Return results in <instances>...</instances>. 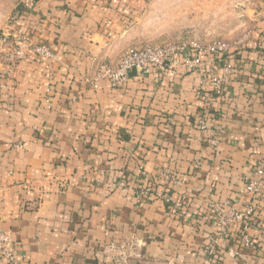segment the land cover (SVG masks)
I'll use <instances>...</instances> for the list:
<instances>
[{"label": "crops", "instance_id": "1", "mask_svg": "<svg viewBox=\"0 0 264 264\" xmlns=\"http://www.w3.org/2000/svg\"><path fill=\"white\" fill-rule=\"evenodd\" d=\"M18 2L13 21L51 56L28 50L6 75L0 38V230L16 258L264 264V206L247 230L254 248L230 252L231 227L217 259L205 249L214 231L208 204L242 209L251 198L244 175L264 154V4L217 96L181 65L163 76L131 70L119 87L92 82L100 64L135 43L127 0ZM164 172L181 183L171 186ZM145 182L180 199L178 214L160 199L138 200Z\"/></svg>", "mask_w": 264, "mask_h": 264}, {"label": "built area", "instance_id": "2", "mask_svg": "<svg viewBox=\"0 0 264 264\" xmlns=\"http://www.w3.org/2000/svg\"><path fill=\"white\" fill-rule=\"evenodd\" d=\"M14 15V18L15 19ZM10 21L6 28L1 31L3 42L2 61L4 74L8 75L13 67L25 58L28 50L44 57H50L51 51L44 44L34 43L31 33L21 29L15 22ZM250 33L248 35V38ZM242 42L235 44L224 40H216L209 43L198 41H166L157 45H139L125 48L115 64H100L93 76L92 82L107 80L112 87L121 86L128 78L131 70L147 74L154 69L157 74L163 76L170 69L181 65L185 71H198L201 82L208 81L211 85V93L220 95L233 70L232 52L241 46ZM264 82V73L262 74ZM206 112V110H205ZM199 126H206L205 116L199 114ZM168 179L171 186L181 183L182 179L173 176L170 172L162 173ZM146 180V179H145ZM243 191L250 195V201L242 208L236 209L229 202L220 204L212 202L208 204L211 223L214 231L209 236L205 247L206 253L217 259L218 254L229 245L231 232L235 227L233 241L237 248H228L236 253L240 249H250L256 246L255 241L248 235V228L252 217L258 212L259 206H264V154L246 172L243 178ZM136 198L140 201L152 197L164 202L170 214H178L181 210L182 201L174 198L171 191L154 188L153 185H139L135 190ZM16 251L11 235L7 231L0 230V264H28L16 258Z\"/></svg>", "mask_w": 264, "mask_h": 264}, {"label": "rangeland", "instance_id": "3", "mask_svg": "<svg viewBox=\"0 0 264 264\" xmlns=\"http://www.w3.org/2000/svg\"><path fill=\"white\" fill-rule=\"evenodd\" d=\"M18 1L0 0V36L16 15ZM263 4L264 0H127L126 7L133 15L129 21L136 31L135 43L130 46L246 41Z\"/></svg>", "mask_w": 264, "mask_h": 264}, {"label": "trees", "instance_id": "4", "mask_svg": "<svg viewBox=\"0 0 264 264\" xmlns=\"http://www.w3.org/2000/svg\"><path fill=\"white\" fill-rule=\"evenodd\" d=\"M18 10H19V11H18V12H16V14H17V13H19V12L21 11V6H19V9H18Z\"/></svg>", "mask_w": 264, "mask_h": 264}]
</instances>
